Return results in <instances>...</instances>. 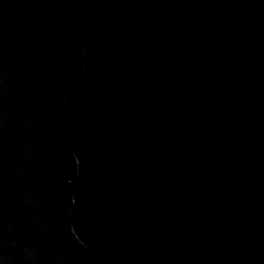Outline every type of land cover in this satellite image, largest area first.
Returning <instances> with one entry per match:
<instances>
[{
  "label": "water",
  "instance_id": "1",
  "mask_svg": "<svg viewBox=\"0 0 264 264\" xmlns=\"http://www.w3.org/2000/svg\"><path fill=\"white\" fill-rule=\"evenodd\" d=\"M0 264H264V0H0Z\"/></svg>",
  "mask_w": 264,
  "mask_h": 264
}]
</instances>
